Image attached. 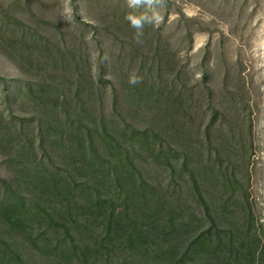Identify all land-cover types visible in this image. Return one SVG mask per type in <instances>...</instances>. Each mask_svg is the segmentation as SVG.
<instances>
[{
	"label": "trees",
	"instance_id": "trees-1",
	"mask_svg": "<svg viewBox=\"0 0 264 264\" xmlns=\"http://www.w3.org/2000/svg\"><path fill=\"white\" fill-rule=\"evenodd\" d=\"M20 4L0 0V54L22 76L0 77V264H264L240 73L218 96L207 72L185 85L178 47L154 25L138 43L126 17L144 10L122 0L68 32ZM90 30L114 52L92 56Z\"/></svg>",
	"mask_w": 264,
	"mask_h": 264
},
{
	"label": "rangeland",
	"instance_id": "rangeland-1",
	"mask_svg": "<svg viewBox=\"0 0 264 264\" xmlns=\"http://www.w3.org/2000/svg\"><path fill=\"white\" fill-rule=\"evenodd\" d=\"M10 1V0H8ZM35 6L50 8L47 12L51 31L60 28L69 31L67 22L77 16L81 23H89L100 28V22L110 12L111 6L119 0H33ZM128 7L127 0H122ZM20 7L24 9L23 0ZM129 8V7H128ZM133 9V8H130ZM144 10L143 8H141ZM138 10V9H133ZM25 17L29 13L25 10ZM145 11V10H144ZM162 19L153 24L162 29L163 38L180 51V64L185 65L181 79L185 85L195 84L200 90L205 87L202 74L207 72L212 88L217 96L232 91L225 87L223 74L226 69L240 73L245 83L246 98L251 109L252 151L246 154L250 172L249 190L255 209L264 221V0H165L158 9ZM41 14H39L40 16ZM193 18V22L185 19ZM29 19V18H28ZM48 31V30H47ZM50 31V30H49ZM192 33V41L185 38ZM88 34V52L94 57L97 49L114 52L111 45L98 35ZM0 77L8 83L21 78L19 70L5 56L0 54ZM0 176L7 177L0 157Z\"/></svg>",
	"mask_w": 264,
	"mask_h": 264
},
{
	"label": "clouds",
	"instance_id": "clouds-1",
	"mask_svg": "<svg viewBox=\"0 0 264 264\" xmlns=\"http://www.w3.org/2000/svg\"><path fill=\"white\" fill-rule=\"evenodd\" d=\"M129 8L141 9L145 11L140 14H129L126 19L130 23V26L136 31V40L140 41V37L143 36V30L146 25L157 24L161 21L162 17L158 11L163 7L165 0H127ZM142 77L138 75L137 71H133L128 77V83L132 86L140 84Z\"/></svg>",
	"mask_w": 264,
	"mask_h": 264
}]
</instances>
